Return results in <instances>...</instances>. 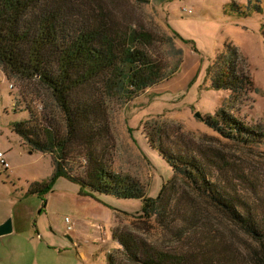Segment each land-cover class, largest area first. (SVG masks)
Here are the masks:
<instances>
[{"label":"rangeland","instance_id":"obj_1","mask_svg":"<svg viewBox=\"0 0 264 264\" xmlns=\"http://www.w3.org/2000/svg\"><path fill=\"white\" fill-rule=\"evenodd\" d=\"M104 2L119 29L150 37L144 47L150 58L177 69L168 81L127 103L101 99L106 134L93 147L114 173L138 181L147 197L155 198L162 189L168 215L162 221L142 217L139 200L104 196L95 200L65 178L55 179L43 197L27 194L29 184L51 180L52 160L30 153L10 124L27 119L29 107L36 117L52 118L62 128V114L42 87L21 86L0 66V152L9 166L4 170L0 165V215L6 212L27 227L26 232L2 236L0 245L62 247L59 255L38 248L37 257L50 264H109V254L112 264H139L125 254L117 239L131 238L139 253L141 247L179 252L191 237L188 225L199 221L250 243L208 198L172 171L154 145L172 154L187 148L220 154L264 171V0L257 4L259 10L248 0ZM237 9L245 14L236 13ZM227 71L241 79L236 93L214 88ZM221 111L263 136L262 144L239 143L215 131L208 121L216 120ZM68 167L75 178L85 180L84 153L71 158ZM190 216L199 220L187 219ZM66 217L73 228L70 234ZM234 248L241 252L242 264H254L253 247Z\"/></svg>","mask_w":264,"mask_h":264},{"label":"trees","instance_id":"obj_2","mask_svg":"<svg viewBox=\"0 0 264 264\" xmlns=\"http://www.w3.org/2000/svg\"><path fill=\"white\" fill-rule=\"evenodd\" d=\"M104 1L0 0V66L21 86L42 87L63 121L61 128L52 118H38L27 107L28 118L10 124L11 132L31 153L49 155L52 160L51 180L29 184L26 193L44 196L55 179L65 178L80 186L82 195L95 200L102 196L139 200L142 217L156 216L162 221L168 215L162 189L155 198L147 197L138 181L109 169L93 145L106 134L101 99L132 101L168 81L177 68L150 58L144 49L150 37L119 29L112 12L104 8ZM132 1L143 4L147 0ZM260 1L248 0V5L259 10ZM239 10L235 12L245 14ZM239 81L240 77L227 71L213 85L215 89L236 93ZM215 118L208 124L227 139L262 144L263 136L232 116L221 111ZM157 145L154 147L172 171L208 198L228 224L239 229L250 243L199 221L188 225L191 237L183 246L187 248L179 252H155L141 247L139 253L134 240L119 238L125 254L139 264H242L241 252L234 247H253L250 250L256 258L254 264H264V171L220 154L207 155L190 148L172 154ZM83 153L85 180L75 178L68 167L71 158ZM191 217V221L199 220L196 216L187 219ZM107 258L112 264V256Z\"/></svg>","mask_w":264,"mask_h":264},{"label":"crops","instance_id":"obj_3","mask_svg":"<svg viewBox=\"0 0 264 264\" xmlns=\"http://www.w3.org/2000/svg\"><path fill=\"white\" fill-rule=\"evenodd\" d=\"M8 219L11 220V225H12V232L10 236L22 232L23 229L25 230V232L27 231V227H25V225L20 223L18 219H15L13 216L7 214L6 212H3L0 215V224L4 223ZM65 226L67 231L66 223ZM30 230L31 229L28 228V233L31 232ZM67 232L68 234L72 233L73 228L71 229V231H67ZM37 235H39L38 230H37ZM37 237L42 239V236H37ZM10 244H12V242H10ZM38 248H42L43 251L45 250L46 252H50V253L54 251L56 253L58 252L57 253L58 255L62 250V247H13V246L3 247V245L2 246L0 245V264H50L44 258L40 259L39 257H37ZM33 249H35V252H33ZM30 251L32 253L31 257H30Z\"/></svg>","mask_w":264,"mask_h":264},{"label":"water","instance_id":"obj_4","mask_svg":"<svg viewBox=\"0 0 264 264\" xmlns=\"http://www.w3.org/2000/svg\"><path fill=\"white\" fill-rule=\"evenodd\" d=\"M196 116H198L196 114ZM12 232L11 220L8 219L4 223L0 224V237L8 235Z\"/></svg>","mask_w":264,"mask_h":264},{"label":"built area","instance_id":"obj_5","mask_svg":"<svg viewBox=\"0 0 264 264\" xmlns=\"http://www.w3.org/2000/svg\"><path fill=\"white\" fill-rule=\"evenodd\" d=\"M12 88V85H9V89ZM0 165L4 168V170H7L9 168L8 164L6 163L4 159V154L0 152ZM65 223L67 224V231H71V222L69 218H65Z\"/></svg>","mask_w":264,"mask_h":264}]
</instances>
